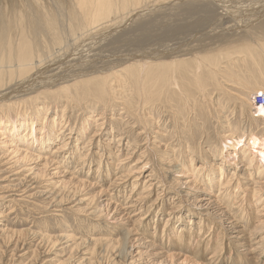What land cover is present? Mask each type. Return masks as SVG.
<instances>
[{
  "label": "rangeland",
  "instance_id": "obj_1",
  "mask_svg": "<svg viewBox=\"0 0 264 264\" xmlns=\"http://www.w3.org/2000/svg\"><path fill=\"white\" fill-rule=\"evenodd\" d=\"M9 2L14 7L20 1ZM237 57L221 60L217 76L192 64L181 71L173 68L167 81L152 71L159 86L153 81L152 87L146 88L155 94L147 105H142L133 82L130 86L129 82L107 88L104 103L95 94L72 102L45 99L16 106V111L0 110L4 122L18 119L17 114L20 119L25 116L36 121L35 136L44 144L28 148L26 152L40 156V160L34 156L29 162L17 138L0 141V187L8 184L9 180H4L10 177L7 171L19 166L23 175H29L30 169L42 179V186L58 187L63 194L73 188V181L84 183L75 194L84 202L66 200L58 209L47 206V197L31 198L29 194L38 190L35 186L31 187L34 191L16 198L0 190V249H7L10 255L16 244L23 246L17 249V257H12L17 264H27L35 252L40 255L36 264L44 260L57 264L69 257L75 244L64 248L66 245L57 241L52 249L46 239L41 242L43 233L51 241L59 234L72 237L76 243L101 239L108 225L114 224L113 219L123 215L125 220L116 225L119 230L114 240H121L128 224L142 236L143 246L134 242L130 257L123 260L103 245L89 244L87 249L80 247L72 253L75 261L70 263L184 264L186 257L197 264H264V174L248 165L258 139L264 135V122L253 118L249 104L256 91L264 90V62H256L257 66L249 59L252 56L243 53ZM194 78L200 80L201 88ZM41 106L48 109L46 115L37 113ZM26 133L22 129V141L29 139ZM17 148L22 154L10 153ZM44 158L49 160L46 165ZM181 170L192 176H185ZM212 173L210 185L205 186L206 175ZM98 205L108 216L95 221L87 214ZM182 229L185 240L178 246L180 251L169 250L171 233ZM149 242L154 243L153 249L147 248ZM26 250H31L29 255L18 259ZM84 250L89 254L82 255ZM170 251L175 253L171 262L161 256ZM9 255L0 257V263L10 259ZM83 256L87 262L80 259ZM14 261L11 264H16Z\"/></svg>",
  "mask_w": 264,
  "mask_h": 264
},
{
  "label": "bare ground",
  "instance_id": "obj_2",
  "mask_svg": "<svg viewBox=\"0 0 264 264\" xmlns=\"http://www.w3.org/2000/svg\"><path fill=\"white\" fill-rule=\"evenodd\" d=\"M17 1L20 2L13 7V2L11 5L9 0H0V110L4 112H9L14 108L16 111V106L32 104L45 99H52L56 102L60 98H64L72 102L81 96L86 97L95 94H98L102 98H100L101 102L104 103L107 101L103 100L108 95V92L106 93L107 88L115 85L126 86L129 82V86L133 82L137 92L135 95L140 101L142 100V105H147L153 100L155 94L153 90L146 88L152 87L153 81L155 85L159 86L152 77V71L167 81V77L173 68L181 71L189 64L198 70L204 67L217 76L219 72L217 65L222 63L221 60L232 58L233 55L237 57L243 53L249 57L252 56L249 59H254L252 61L257 66L256 62H264V0ZM10 7H12L11 11L7 12ZM232 22L233 24L229 25ZM171 41H173L172 44ZM194 79L198 82V87L201 88L200 80ZM228 85L230 86V84ZM78 89H83V91L78 93ZM72 90L75 95L71 92ZM156 90L158 91V88ZM161 90L163 89L161 88ZM258 93H264V90L256 91L255 96ZM233 96L241 100L237 93ZM130 99L131 97L129 101ZM44 103L46 104V101ZM249 104L252 108L253 118L264 122V106L257 107L253 103ZM36 111L46 115L48 109L41 106ZM16 116L18 119L8 118L9 120L6 122L2 117L0 118V141L6 140L8 137L17 138L16 142L20 141L25 147L23 150L26 149L23 154L24 159L29 161L35 155L32 154L33 152H26L28 148L38 144L43 147L44 144L35 136L37 132L36 121L34 122L30 118L29 120L25 119V116L20 119L19 114ZM22 129L27 131L26 135L29 139L22 141V135H20ZM227 137L234 139L230 135ZM226 146L227 144L221 149L222 152ZM12 152L16 154L23 151L17 148L11 150L10 153ZM252 153L254 154L248 158V165L255 168L259 174H264V135L258 139ZM35 157L40 160L39 154ZM48 162L49 160L45 159V165ZM235 166L238 167L240 164L235 163ZM19 167L16 170L13 168L7 171L10 177L7 176L4 180H9L7 181L8 184H1L0 187L1 191L11 193L10 197L16 198L26 195L31 190L34 191L31 187L35 186L38 190L29 195L49 198L50 203L47 206L51 204L57 206L58 209L65 204L66 200L77 201V204L84 202L75 197L77 189H83V182L77 181L76 183L73 181L71 183L73 188L63 194L58 190V187L42 186L40 182L42 179L30 169H28L29 175H23L20 173L22 172L20 171L21 166ZM179 172L186 174L185 176H192L187 171L181 170ZM213 175V173L206 175L205 186L210 185ZM45 182L48 184L49 181ZM27 183L32 184L28 186ZM37 185L41 186L36 187ZM106 209H108V205ZM75 210L80 212L79 207H76ZM104 210L99 205L91 207L88 209L87 216L96 218L95 221L101 220L108 216L106 212H103ZM141 217L139 221L143 220V216ZM113 220L115 221L114 224L108 225L109 230L101 239L87 238L88 240L76 243L72 237L68 235L59 236V234L58 238L51 241L45 237L44 233L42 236L40 234V239L41 242L44 239L50 242L51 246L47 245L52 249L57 241L58 244L66 245L64 248H69L75 244L71 248L69 257L57 264H71L70 262L74 260V256L71 254H76L80 247L87 249L86 245L90 246L89 244H93L94 247L103 245L108 251L117 253L116 257L126 260L131 255L133 243L142 245L143 239H140L142 236L137 234V229L130 228L128 224L124 223L127 229L120 238L121 240L118 239L116 242L114 238L117 234L116 231L119 230L116 225L123 223L125 219L122 215ZM89 224L92 225V222ZM172 232H175L174 229ZM183 233L184 229L171 233L169 242H172L170 244L172 246H167L169 250L180 251L178 246L182 245L185 240ZM190 241L191 237L186 243L189 244ZM210 241H214V238H210ZM153 242H149L147 248L153 249ZM21 247L16 244L14 249L10 251V255L7 249H0V257L6 254L10 258L6 259L4 264L13 263L12 257H17L19 252L17 249L19 250ZM30 251L26 250L24 254L18 256V259L28 256ZM35 253L31 254L33 256L29 262L27 261L28 263L26 262L27 264L38 262L40 255ZM88 254L87 250L82 252V255ZM165 254L161 256L166 261L171 262L175 258L174 252ZM141 256L139 252L137 257L140 258ZM82 258L84 256L80 259ZM84 260V262L88 261L85 258ZM51 262L53 261L44 260L41 264H51ZM182 263L197 264L195 261L191 262L186 259V257L183 258ZM0 264H3V261Z\"/></svg>",
  "mask_w": 264,
  "mask_h": 264
},
{
  "label": "built area",
  "instance_id": "obj_3",
  "mask_svg": "<svg viewBox=\"0 0 264 264\" xmlns=\"http://www.w3.org/2000/svg\"><path fill=\"white\" fill-rule=\"evenodd\" d=\"M252 103L257 107L264 106V93L256 94Z\"/></svg>",
  "mask_w": 264,
  "mask_h": 264
}]
</instances>
